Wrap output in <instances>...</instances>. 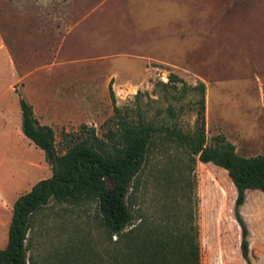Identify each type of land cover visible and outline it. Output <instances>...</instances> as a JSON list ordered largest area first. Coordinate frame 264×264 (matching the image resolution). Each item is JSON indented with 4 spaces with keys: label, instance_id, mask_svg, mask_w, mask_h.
<instances>
[{
    "label": "rangeland",
    "instance_id": "obj_1",
    "mask_svg": "<svg viewBox=\"0 0 264 264\" xmlns=\"http://www.w3.org/2000/svg\"><path fill=\"white\" fill-rule=\"evenodd\" d=\"M0 36L16 90L42 94L35 99L39 117L50 116L59 153L90 128L111 144L118 119L135 123L139 113L192 133L199 94L169 82L175 74L187 86L205 85L208 144L222 135L241 156L264 155V0H0ZM147 53L152 58L140 56ZM24 146L22 160L0 161L4 197L51 175L47 161L40 163L44 152ZM28 160L43 167L32 169ZM235 196L226 170L153 134L127 196L130 235L110 236L93 197L51 200L30 218L28 264H130L123 259L132 241L142 244L148 230L187 222L197 230L199 264H246ZM0 207L3 248L11 210ZM239 211L251 263L264 264V194L247 190Z\"/></svg>",
    "mask_w": 264,
    "mask_h": 264
},
{
    "label": "trees",
    "instance_id": "obj_2",
    "mask_svg": "<svg viewBox=\"0 0 264 264\" xmlns=\"http://www.w3.org/2000/svg\"><path fill=\"white\" fill-rule=\"evenodd\" d=\"M174 80L182 82L183 92L191 89L199 94L192 133L146 122L139 113L135 123L118 119L117 133L110 132L113 139L111 144L90 128L85 131L84 137L67 141L63 153L57 151L53 128L40 124L31 105L20 98L22 132L44 152L51 175L38 180L28 192L14 201L7 243L0 248V264H28L26 239L30 218L51 200L79 201L93 197L110 236L122 239L130 235L127 227L133 214L127 205V196L144 164L152 135L159 133L183 144L191 155L198 156L199 161L226 170L236 189L234 216L241 228L240 253L246 264H252L248 230L239 208L245 201L247 190L256 189L264 194V155L241 156L236 152L235 145L222 135L215 136L214 144H208L204 83L187 86L175 74L168 77L169 82ZM114 111H118L117 106H114ZM168 111L170 116H174L172 106H168ZM156 231L144 233L142 244L132 241L129 254L123 260L130 264H199L198 235L192 222L172 224Z\"/></svg>",
    "mask_w": 264,
    "mask_h": 264
},
{
    "label": "crops",
    "instance_id": "obj_3",
    "mask_svg": "<svg viewBox=\"0 0 264 264\" xmlns=\"http://www.w3.org/2000/svg\"><path fill=\"white\" fill-rule=\"evenodd\" d=\"M155 44L158 43H154L151 45L153 46L152 49H150L151 51L157 48ZM136 48L139 47L137 46ZM140 56L146 58H152L149 53L145 55L140 54ZM153 56H155L156 59L161 58L156 55ZM17 82H18V76L16 74L12 57L0 36V161L6 160L8 157H10L9 160H13V159L15 161L22 160L21 157V152L23 149L22 145L39 148L22 132V112L19 102L20 98H23L27 103L31 105L33 114L40 124L50 126L48 124V122L50 123V119H49L50 116L48 115V113H41L42 117L41 118L39 117L40 112L38 110V106H40V104H38V102H36L35 99L36 97L42 94L36 93L34 95L33 94L28 95L25 93L23 87L21 89L17 88L20 89V91L16 90ZM24 147L28 148L26 146ZM42 159L44 160L45 157L42 156ZM42 159L40 160L41 161L40 163H43V165H45L46 160L43 161ZM26 164L32 167V169L39 167L40 170L41 167H43V165L41 164L40 166L39 165L37 166L36 163L30 160H28ZM30 181L33 180H29V182ZM36 182L37 181H35L34 183ZM33 184H31L28 187L26 192H28L31 189ZM23 186H21L19 190H21ZM17 194H18L17 190L13 191V193L10 195V198L6 196L4 197L2 196V194H0V204L1 203H4L5 205L8 204L11 210V216H12L13 203L18 196ZM7 236H8V231H7Z\"/></svg>",
    "mask_w": 264,
    "mask_h": 264
}]
</instances>
